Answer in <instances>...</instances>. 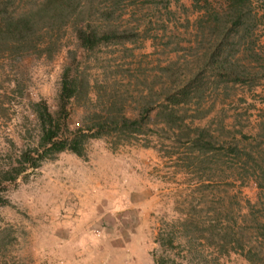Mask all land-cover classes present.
Masks as SVG:
<instances>
[{
  "label": "rangeland",
  "instance_id": "1",
  "mask_svg": "<svg viewBox=\"0 0 264 264\" xmlns=\"http://www.w3.org/2000/svg\"><path fill=\"white\" fill-rule=\"evenodd\" d=\"M44 1L0 0V16L29 21L25 43H0V168L34 143L29 104L44 101L54 113L68 64L100 86L88 109L119 95L130 115L148 101L152 133L114 149L90 140L83 158L57 154L7 185L0 264H152V253L162 264H249L239 245L264 264V16L252 12L244 38L227 39L243 71L233 81L203 69L216 28L228 21L222 0L198 11L189 0H66L62 18L42 19ZM86 26L134 35L85 52L75 30ZM185 85L174 107L179 135L156 112L167 90ZM83 110L71 106L70 126ZM196 127L210 151L187 148L183 133ZM166 235L171 247H160Z\"/></svg>",
  "mask_w": 264,
  "mask_h": 264
},
{
  "label": "trees",
  "instance_id": "2",
  "mask_svg": "<svg viewBox=\"0 0 264 264\" xmlns=\"http://www.w3.org/2000/svg\"><path fill=\"white\" fill-rule=\"evenodd\" d=\"M66 0H45L42 4V19L53 15V18H62L68 10ZM195 10H201L207 0H189ZM200 3V4H199ZM202 3V4H201ZM225 12L228 14V21H223L219 30L216 28V39L218 40L211 46L208 53L204 54L205 61L203 69L213 71L214 74L232 75L233 81L240 80L237 74H243L238 70L235 59L225 48L233 46L227 42L231 36L240 41L248 31L250 24V15L259 13V17L264 16V0H222ZM253 5V7H251ZM27 20H12L0 16V43H7L13 36L16 43H21L28 39ZM133 33L126 30H117L107 27L98 29L96 27L86 26L75 30V38L82 51L89 52L109 43L129 41ZM252 55L257 56L254 51ZM251 55V57H252ZM74 60V57L70 58ZM255 61V58L252 57ZM264 69V67H262ZM235 74V75H234ZM170 92H165V101L167 104L159 105L157 116L161 117L160 124L167 130H177L176 133L182 135L181 127L183 122L175 117V106L179 105L186 97L185 88ZM100 86L96 82H90L81 74H75L70 64L62 68L58 81V90L55 97V111L52 113L44 101L31 102L30 111L34 116L36 125V138L34 143L18 150L13 164L7 168H0V206L7 205V200L2 194L7 185H13L17 181H23L33 170L46 160L53 159L57 154L68 152L79 158L85 155V146L88 141L94 139H106L110 143L111 149L116 145L128 144L137 139L152 133L150 127V115L153 108L148 101H144L139 108L132 110L128 115L126 108L122 105L124 102L119 95H107L105 105L97 110L88 109L87 105L99 101L97 90ZM72 105L82 107L83 114L80 124L72 127L68 123ZM93 107H97L93 105ZM179 121L178 123L175 120ZM192 134H184L188 147L191 151L205 153L210 151L212 144L208 134L202 128H193L189 130ZM207 137V139H205ZM164 238V240L162 239ZM156 239L160 247H171V237L169 235ZM239 253L246 262L253 264L256 253L251 248L244 249L238 246ZM152 264H162V258L151 254Z\"/></svg>",
  "mask_w": 264,
  "mask_h": 264
}]
</instances>
